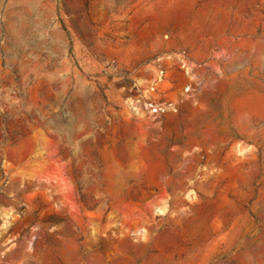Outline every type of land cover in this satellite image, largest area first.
<instances>
[{"label": "rangeland", "instance_id": "1", "mask_svg": "<svg viewBox=\"0 0 264 264\" xmlns=\"http://www.w3.org/2000/svg\"><path fill=\"white\" fill-rule=\"evenodd\" d=\"M0 264H264V0H0Z\"/></svg>", "mask_w": 264, "mask_h": 264}]
</instances>
